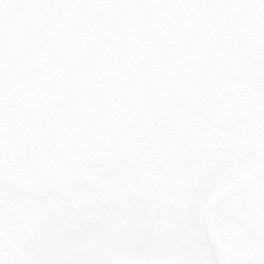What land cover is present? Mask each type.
Masks as SVG:
<instances>
[{"label":"water","instance_id":"obj_1","mask_svg":"<svg viewBox=\"0 0 264 264\" xmlns=\"http://www.w3.org/2000/svg\"><path fill=\"white\" fill-rule=\"evenodd\" d=\"M150 253L264 264V0H0V264Z\"/></svg>","mask_w":264,"mask_h":264},{"label":"flooded vegetation","instance_id":"obj_2","mask_svg":"<svg viewBox=\"0 0 264 264\" xmlns=\"http://www.w3.org/2000/svg\"><path fill=\"white\" fill-rule=\"evenodd\" d=\"M146 260H149L151 262H155L156 264H168L166 259L162 256H156L155 257H146ZM189 261V260H188ZM179 263V261H176ZM177 264V263H176Z\"/></svg>","mask_w":264,"mask_h":264}]
</instances>
